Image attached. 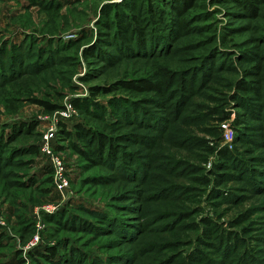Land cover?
I'll return each mask as SVG.
<instances>
[{"label":"rangeland","instance_id":"rangeland-1","mask_svg":"<svg viewBox=\"0 0 264 264\" xmlns=\"http://www.w3.org/2000/svg\"><path fill=\"white\" fill-rule=\"evenodd\" d=\"M37 1L0 0V48L12 46L15 54L22 49L26 56L36 55L27 59L30 68L47 54L38 50L40 45L52 43L54 49L47 50L50 54L45 56L51 67L20 75L0 88V142L3 136L7 145L2 146L0 155H10L0 171V264H36L32 253L45 250L47 245L58 246L59 254L75 247L92 259L100 257L104 261L127 254L128 260L116 264H187V256L197 249L196 235L208 227L203 223L206 217L221 230L240 235L241 245L233 254L236 258L243 260L244 251L251 249L254 259L247 264H255V260L264 264V190H257L249 178L235 177L218 186L217 190L224 192L222 196L212 194L216 187L213 171L221 160L219 150L226 145L233 147L226 141L223 124L233 129L235 137L236 118H241L244 127L252 125L255 132L249 133L257 144L238 143L236 147L241 153L251 151V156L264 157V112L260 117L250 116L234 100L236 81L251 80L247 75L255 63L264 66V3L254 17L244 15L241 7L229 0H197L188 13L191 32L177 36L167 51L152 57L116 59L113 54L118 55V50L106 46L112 53L109 60L97 53L88 58L86 52L95 43L98 31L108 32L103 6L123 0H40L41 5ZM52 1H59L60 6H43ZM136 2L138 11L146 9V0ZM206 58L210 66L214 62L212 76L202 74ZM222 61L227 63L226 68ZM165 70L176 73V85L180 80L197 84L185 113L176 115L171 129L114 124L116 118L121 119V106L153 95L128 90L118 81L146 76L165 79ZM174 84L172 89L176 90ZM95 87L103 89L94 103L104 107L95 108V112L76 107L74 99L92 97ZM37 99L59 104L60 108L71 102L76 112L64 122L69 129L82 122L114 135L134 130L150 136L153 147L142 148L133 142L128 149H140L145 153L142 159L148 160L154 148V153L162 154L158 164L150 165L146 177L123 178L109 166L87 164L68 139L60 140L58 132L55 152L66 167L69 182L64 195L60 194L46 173L49 159L25 150L33 144L40 147L44 132L55 124L56 110H47ZM149 107L160 117L172 118L178 113L176 104L168 109ZM225 114L229 118L222 121ZM185 115L189 118L183 123ZM22 122L33 125L34 130L9 142L12 126ZM109 123L113 127L109 128ZM225 167L226 172L238 173L231 164ZM22 182L32 185L20 187ZM140 195L143 198L139 204ZM137 207H146L142 224L146 231L136 240L122 239L114 230L93 233L69 223L71 216H77L95 224L98 212L126 216L136 225L140 222L135 214ZM199 248L212 259L222 258L214 248ZM197 260L194 264H204L203 259Z\"/></svg>","mask_w":264,"mask_h":264},{"label":"trees","instance_id":"trees-1","mask_svg":"<svg viewBox=\"0 0 264 264\" xmlns=\"http://www.w3.org/2000/svg\"><path fill=\"white\" fill-rule=\"evenodd\" d=\"M136 1L138 0H123L120 3L113 2L103 6L101 13L107 17L104 24L106 25L105 27L108 32L98 31L95 43L91 44L88 53L86 52L88 58L91 56L90 54L96 53L100 57H111L112 53L106 49V46H111L118 50V55L113 54V58L115 57L116 59H119L122 56L128 58L152 57L167 51L168 46L170 43L172 44L177 36L182 37L191 32L192 29H190L191 23L188 20V13L196 6L197 0H146L148 3L147 7L146 9L143 7L141 11H138V2ZM229 1L239 5L244 15L254 17L258 14L259 6L264 3V0ZM37 3L40 4L42 1L38 0ZM52 3L54 2L52 1L47 5L44 2L43 6L50 7ZM55 3L57 6H60L59 1H55ZM50 44L52 43L47 44L46 47L40 45L38 50H45V54H50L48 51L51 52V50H54ZM27 49L29 48L27 47ZM1 50L0 88L6 83L16 80L20 75L42 71L53 65L48 61L47 57H45L47 56L46 54L40 57L38 62L34 64L33 68H30V63H27V59L31 60L33 59V56L36 55L26 56L22 53L24 51L22 49H19L21 52H16L15 54L12 46L1 47L0 51ZM3 54L6 55L4 56ZM1 56H3V58ZM22 56L25 59L24 61L22 60ZM207 60L208 58L203 62L204 66H202V68L204 70L202 74L204 75L206 73L212 76L213 71H216L214 67L215 65L213 62L211 67ZM222 62L223 66L226 68L227 63L224 61ZM190 76L191 78L189 79V82H192L193 75L191 74ZM247 76L250 77L251 80L242 78L236 81V98L234 97V100L237 99L240 102V105L245 109V112H249L250 116L260 117L264 112V66L261 63H255ZM177 77L175 72L165 70V79H155L146 76L119 80L117 84L122 85L123 88L142 93H152L153 95L150 97H140L132 100L131 103L124 104L127 109L126 107L124 108L121 106L123 110L121 112L122 120L116 118V123L114 124L117 125L120 123L119 126H121V123H125L133 126L137 125L140 128L149 126L155 128L154 130L169 131L173 122L176 120V115L179 114L181 116L185 113L186 108L189 105V100L192 98L191 96L197 85L195 83L193 86L186 80H180V83L176 85ZM173 84L174 86H177L176 90L172 89ZM102 89V87H95L93 90L96 91L92 92V97L90 96L84 100L77 98L74 99L73 103L80 109L95 112V108L104 107L94 103L96 102L95 96H98ZM36 102L49 111H54L60 108L59 104L44 99H37ZM174 104H176L178 113H175L172 118L160 117L149 107L150 105H153L168 109ZM188 118L189 117L185 115L182 118V122L184 123ZM228 118L229 115L225 114L224 117H222V121H225ZM242 124L243 122H241V118H236L233 126L237 130V134L233 141V147L230 148L226 145L219 150L221 160L215 166V170L217 169L219 171H213L216 176V187L212 191V194L218 195L219 197L222 196L224 192L217 190L219 188L218 186L227 181L228 178L233 179L236 177L237 179L242 178V180L249 178L257 190H264V170L259 167L261 163L264 164V157L251 156V151L248 153L247 151L241 153L236 147V144L238 143L250 146H255L257 144V141L253 139V135H250L249 133L254 131V127L248 124L250 129H247L248 126L244 127ZM111 127H113V124L109 123V128ZM33 130V125H28L25 122L15 124L12 126V131L9 136L10 140L8 141L12 142L13 138L19 137L20 134L27 132L31 133ZM59 134L60 140L68 139L71 148L82 156L87 164L109 166L117 171L118 176L130 178L131 180H136L137 177H146L150 165L151 167L157 165L158 159L162 155L161 153H154V148H151L148 160H145L142 159V157L145 156V153L142 151L140 152V149L133 151L129 150L128 147L133 144V142H138L142 148L143 146H148V148L149 146L153 147L152 138L150 136L139 134L134 130L114 135L107 131L93 128L82 122L75 124L73 129H69L63 122L60 125ZM61 137L64 139H61ZM1 139L2 142H0V149L2 146H4V148L7 146L4 143L3 136ZM25 150L27 154H40V147L36 144L30 145ZM207 150L211 151L214 149L208 147ZM56 151L58 150L56 149ZM245 155L248 157L244 158ZM9 156L2 157V155H0V171L4 168L1 167L4 165L5 160L9 162ZM222 159H224V161H222ZM230 164L236 168L238 173L226 172L228 168L225 166L229 167ZM137 165L139 166V169L136 168ZM140 167H143V170ZM244 172H247L248 176H245ZM46 173L49 175V180L54 184L53 167L50 164L46 165ZM31 185L32 183H20V187H29ZM136 196L138 197L139 195L137 194ZM142 198L143 195H140L139 204L141 203ZM113 214L110 215L108 213L97 212L95 214V224L93 221H82L77 219V216H71L69 223L73 227L81 226L84 230H89L93 233L101 232L103 234V232L114 230L121 235L122 239H127L128 241L133 239L136 240L137 236L139 237L145 233L146 230L144 231L142 224H145L143 221L146 218V207H137L135 210V214L140 220L136 225H133L126 216L121 217L117 213ZM113 217L115 218L113 219ZM203 223L208 224V227L200 229V233L196 235L197 249L189 253L187 256V264H194L195 261H198L197 259H203L204 264H247L248 261L250 262L254 259L252 258L254 255L251 249H246V251H244L246 256L245 258L243 257V260L241 257L236 258V256L233 255L238 252L237 248L241 245L240 240H242L236 231L221 230L218 226L213 224L214 222H212L210 218L207 217L203 220ZM211 224L212 226H210ZM194 226H197L195 222ZM200 246L214 248L220 251L222 258L220 260L212 259L199 248ZM240 254H242V252ZM32 257L35 259L36 264H111L128 260L127 254H117L106 261L102 260L100 257L92 259L86 254V252L75 247H71L67 252L59 254L58 246L55 245H47L45 250H37L35 253H32ZM255 264L261 263H257L255 260Z\"/></svg>","mask_w":264,"mask_h":264},{"label":"built area","instance_id":"built-area-1","mask_svg":"<svg viewBox=\"0 0 264 264\" xmlns=\"http://www.w3.org/2000/svg\"><path fill=\"white\" fill-rule=\"evenodd\" d=\"M76 112L75 107L70 102L65 107H61L55 112V124L52 125L47 131L43 134V139L40 143V154L46 156L49 159V164L53 167V183L55 189L62 195L66 192L69 182L66 175V167L63 164L62 160L55 152V140L57 139L58 127L60 122H65L72 118ZM230 126L223 124V128L226 129V141L230 144L234 140V131L233 129L228 130Z\"/></svg>","mask_w":264,"mask_h":264}]
</instances>
